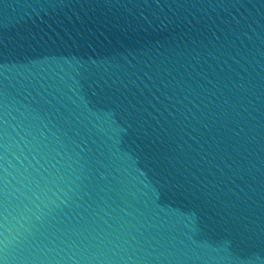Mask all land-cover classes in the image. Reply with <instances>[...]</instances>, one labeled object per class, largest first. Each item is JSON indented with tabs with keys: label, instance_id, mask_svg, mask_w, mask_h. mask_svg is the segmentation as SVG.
<instances>
[{
	"label": "water",
	"instance_id": "water-1",
	"mask_svg": "<svg viewBox=\"0 0 264 264\" xmlns=\"http://www.w3.org/2000/svg\"><path fill=\"white\" fill-rule=\"evenodd\" d=\"M0 264H264V0H0Z\"/></svg>",
	"mask_w": 264,
	"mask_h": 264
}]
</instances>
